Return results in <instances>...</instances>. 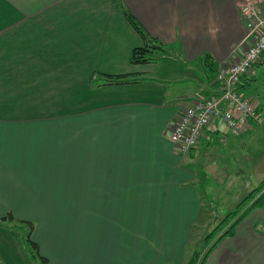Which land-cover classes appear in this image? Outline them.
<instances>
[{
	"label": "crops",
	"instance_id": "0c3cea01",
	"mask_svg": "<svg viewBox=\"0 0 264 264\" xmlns=\"http://www.w3.org/2000/svg\"><path fill=\"white\" fill-rule=\"evenodd\" d=\"M243 4L0 0V264H36L9 214L32 223L46 264H184L192 227L211 218L199 173L229 180L231 194L250 162L246 133L262 126L234 135L218 120L187 154L169 140L196 98L216 95L219 65L245 50ZM146 44L183 70L133 90L144 96L109 89L121 87L108 76L141 85L153 75L154 61L130 62ZM99 75L105 84L92 93ZM260 80L264 55L239 85L262 113ZM203 264H264V200Z\"/></svg>",
	"mask_w": 264,
	"mask_h": 264
},
{
	"label": "built area",
	"instance_id": "2783aa9c",
	"mask_svg": "<svg viewBox=\"0 0 264 264\" xmlns=\"http://www.w3.org/2000/svg\"><path fill=\"white\" fill-rule=\"evenodd\" d=\"M242 15L248 30L243 42L245 50L238 59L219 65L215 78L216 95L196 98L184 110L169 135V140L181 154L193 150L203 131L218 120L225 123L234 135L244 134L264 123L262 113L244 97L239 87L242 78L264 55V11L254 1L244 0Z\"/></svg>",
	"mask_w": 264,
	"mask_h": 264
},
{
	"label": "rangeland",
	"instance_id": "374dc122",
	"mask_svg": "<svg viewBox=\"0 0 264 264\" xmlns=\"http://www.w3.org/2000/svg\"><path fill=\"white\" fill-rule=\"evenodd\" d=\"M160 50L161 49L154 50L155 51L153 53L154 58H152L151 60V62L154 61L153 65L151 66V68L153 69L152 70L153 75L146 76L148 79L146 83L137 85V83H143V81L129 78L127 79L128 81L127 82L125 81L124 83L113 82L114 87H121V88L118 89L109 88V89L123 90V92L127 91L128 93L123 95H127L130 97H133L137 94L144 96L145 91L134 92L133 90L140 89L141 86H145L147 83L150 84L151 81H153L154 79H155L154 82L160 81L164 71H167L169 69L183 70L182 65L179 63H170V61H167L168 59L164 60L163 59L164 57L158 60L157 59L158 56L164 55L162 53L163 51ZM94 81L95 82H93L92 84L93 89H91L92 91L91 90L90 91L92 93L94 92L97 93L99 86L105 84L104 81H106V79L104 76L99 75L94 77ZM182 83H184V81H182ZM252 88H253L252 93L254 95L253 96L254 100H259L262 115L264 117V82L260 80L258 81V84L256 85L254 84ZM102 92L103 91H99L98 94H101ZM112 95H117V92L112 91ZM246 134H251L248 135L250 138L249 147H248V156L250 157V162L245 163L244 161L245 171L243 174V178L232 182V184L235 185V187L233 188L234 191L231 194L229 192V189L227 190L226 187L229 183V180L225 179L223 181L222 180L220 181L217 180L216 178L215 179L213 178L212 180L210 179L208 174L207 176L206 174L201 173L202 171L201 172L199 171L200 172L199 174H201L200 176L202 177V179L200 180L201 182L198 184V189L201 193V197L203 198V201L205 202V205L208 207L209 210H211V213L209 214L211 218L203 217V219H200L198 221L197 225L192 227L193 228L192 234L190 236L189 242L186 247L187 258L185 257L184 264H190L191 258L194 256V254H199L198 262H196V264H201L204 256L206 255L207 251L211 249L216 239L221 234H223L231 225V223L236 221V219L230 222L219 234L214 236L210 244H207L205 242L206 236L210 234L221 222H223L227 217V215H229V213L235 212L237 210L239 204L248 194V192L245 191L248 187H250V185H253L254 189H257L264 183V123L262 124V126L256 128L253 133H251L250 131ZM211 183H213V186ZM210 184L212 187H210ZM263 191L264 188L262 189L261 193ZM245 210L246 209H244V211ZM204 214H206V212Z\"/></svg>",
	"mask_w": 264,
	"mask_h": 264
},
{
	"label": "trees",
	"instance_id": "16d2710c",
	"mask_svg": "<svg viewBox=\"0 0 264 264\" xmlns=\"http://www.w3.org/2000/svg\"><path fill=\"white\" fill-rule=\"evenodd\" d=\"M130 21L133 23V25L138 29V31L144 36L141 27L139 26L138 22L133 19L130 15H128ZM160 46H156L155 44H146L143 47H136L133 49L131 56H130V62L132 64H146L151 62L153 57L154 50H158ZM127 75H118V76H108V77H116V83H124L126 80H124V77ZM264 188V183L257 189H255L237 208L235 212L229 213L225 220L221 222L210 234H208L205 238V242L207 244H210L212 241V238L219 234L230 222L233 223L228 227V229L221 234L216 241L214 242L213 246L209 251H207L206 255L203 258V261L201 264H203L206 257L211 253V251L226 237L234 235V229L236 226L242 222L244 217L246 216L248 210H251L253 208H256L259 205H262L264 200V192L261 193L262 189ZM261 193V194H260ZM260 194V195H259ZM251 203V204H250ZM250 204L248 210H245V212L240 217V213L243 211V208L246 207V205ZM7 219L10 221H14L15 223L12 225L13 228L18 229L22 234V241L25 245L29 255L33 259V261L36 264H46V260L43 257L39 256L38 252V246L35 242L31 239V229H32V223L28 222H16L13 220V217L9 214L7 216ZM199 254H194V256L191 258L190 264H196L198 262ZM39 259H42L41 263H39Z\"/></svg>",
	"mask_w": 264,
	"mask_h": 264
}]
</instances>
